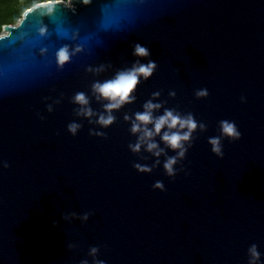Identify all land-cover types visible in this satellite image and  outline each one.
Here are the masks:
<instances>
[{
  "label": "water",
  "instance_id": "obj_1",
  "mask_svg": "<svg viewBox=\"0 0 264 264\" xmlns=\"http://www.w3.org/2000/svg\"><path fill=\"white\" fill-rule=\"evenodd\" d=\"M69 1H38L0 32V264H247L252 244L264 264V0ZM136 43L150 56H133ZM64 47L70 60L58 66ZM137 60L157 68L101 128L107 101L92 84ZM199 89L208 96L197 99ZM77 92L96 115H76ZM149 100L162 104L154 117L175 108L207 126L173 178L163 169L176 155L161 140L166 128L152 138L159 157L128 148ZM221 120L241 138H224L218 158L208 139ZM156 160L150 173L133 168Z\"/></svg>",
  "mask_w": 264,
  "mask_h": 264
},
{
  "label": "clouds",
  "instance_id": "obj_2",
  "mask_svg": "<svg viewBox=\"0 0 264 264\" xmlns=\"http://www.w3.org/2000/svg\"><path fill=\"white\" fill-rule=\"evenodd\" d=\"M82 5H88L91 0H80ZM74 11V9H73ZM132 55L139 58H146L150 56V50L146 46H142L136 43L132 46ZM56 60L58 66L64 65L70 60V53L67 47L61 48L56 54ZM157 68L155 61L149 60L147 63H140L139 60L133 63V65L125 70L118 71L115 76L109 80L101 82H95L92 84V92L96 95L97 99H104L107 103L104 105L105 114H101L97 117L95 123L101 128H106L115 122V116H113L112 110L119 109L126 103H131L135 100L132 95L136 87L140 83L141 77L147 80L151 77ZM103 66L98 69H87V71H102ZM153 97H158L159 92H154ZM176 93L174 91L169 92L170 97H174ZM197 99L206 98L208 96L207 89H199L194 93ZM244 98H241L243 102ZM74 104L81 107L76 109L77 116L92 117L96 115L90 107H88L89 100L84 92H77L72 97ZM161 103H153L152 100L146 101L143 105V111L134 114V120L131 123L130 131L133 134L140 133L135 144H129L128 148L132 153H138L142 145H146V151L151 152L153 156L159 157L164 149L159 148L158 144L153 141V137L161 133L163 128L167 130L161 135V140L176 155L169 156L163 163V169L165 174L169 178H173L177 174L175 165L184 159L188 148L192 146V140L194 139L193 133L199 129L200 132H204L207 129L206 124L197 122L192 113L181 114L175 108H166L162 115L154 117L153 111L161 108ZM48 112L52 111V106L47 105ZM125 120L129 117L126 115ZM89 123H92L89 120ZM152 124L153 127L149 129L147 125ZM81 128V125L75 122L67 125V131L75 136L77 131ZM219 136H214L208 139V144L211 147V152L218 158H223V145L222 140L227 138L229 141H237L241 138V133L238 130L236 123L229 120H221L218 123ZM89 135H95L103 137V132L89 130ZM159 160H156L155 164L151 167L147 165H141L134 163L133 168L138 173H150L152 168L159 164ZM3 167L7 168L8 164L3 163ZM183 171V168L179 169ZM154 189L164 191V184L162 181H156L153 186ZM88 214H85L82 219L86 220ZM99 249L92 247L89 254L95 256ZM248 262L247 264H258L260 259V252L257 249L256 244H252L247 249ZM81 264H87V261H81ZM94 264H104L103 260H95Z\"/></svg>",
  "mask_w": 264,
  "mask_h": 264
},
{
  "label": "trees",
  "instance_id": "obj_3",
  "mask_svg": "<svg viewBox=\"0 0 264 264\" xmlns=\"http://www.w3.org/2000/svg\"><path fill=\"white\" fill-rule=\"evenodd\" d=\"M41 0H0V32L4 24L15 23L22 13Z\"/></svg>",
  "mask_w": 264,
  "mask_h": 264
},
{
  "label": "rangeland",
  "instance_id": "obj_4",
  "mask_svg": "<svg viewBox=\"0 0 264 264\" xmlns=\"http://www.w3.org/2000/svg\"><path fill=\"white\" fill-rule=\"evenodd\" d=\"M65 2H67V3H70V1L69 0H64Z\"/></svg>",
  "mask_w": 264,
  "mask_h": 264
}]
</instances>
